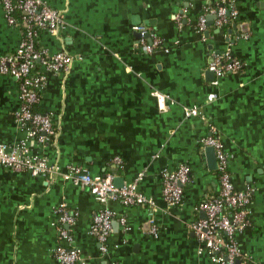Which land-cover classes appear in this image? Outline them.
I'll list each match as a JSON object with an SVG mask.
<instances>
[{
    "label": "crops",
    "instance_id": "obj_1",
    "mask_svg": "<svg viewBox=\"0 0 264 264\" xmlns=\"http://www.w3.org/2000/svg\"><path fill=\"white\" fill-rule=\"evenodd\" d=\"M43 1L60 12L65 28L57 35L42 32L39 46L47 56L65 52L74 58L66 74L39 68L46 79L35 108L50 116L56 137L41 144L14 121L18 84L0 75V144L23 143L62 173L78 166L123 184L142 173L138 191L153 209L108 201L113 223L103 256L89 230L91 216L102 207L86 189L61 175L1 169L0 264H57L60 206L75 217L65 229L69 247L79 251L78 264H216L198 253L190 230L204 217L198 203L217 191L200 145L211 127L228 156L234 189L252 192L249 224L236 242L250 264H264V0H234L235 20L226 31L207 29V37L196 24L214 0ZM213 23L208 16V28ZM137 25L153 31L168 52L143 53L133 35ZM20 38L0 4V55L14 52ZM224 52L242 61L243 69L212 87L205 73L212 54ZM154 92L167 97L163 108ZM212 92L217 97L207 102ZM191 106L199 107L202 118L184 117L183 107ZM182 165L189 168L183 201L168 207L161 174Z\"/></svg>",
    "mask_w": 264,
    "mask_h": 264
},
{
    "label": "built area",
    "instance_id": "obj_2",
    "mask_svg": "<svg viewBox=\"0 0 264 264\" xmlns=\"http://www.w3.org/2000/svg\"><path fill=\"white\" fill-rule=\"evenodd\" d=\"M5 20L9 25L21 31V38L16 50L10 54L0 55V75L13 78L18 84L19 107L14 112V121L29 132V137L41 144H49L55 140L56 130L49 115L34 111L39 101V91L45 84V75L39 71L59 74L68 73L74 58L65 52H57L47 56L39 44L42 32L57 35L65 28L62 15L50 8L43 0H0ZM212 5L204 7L199 15L196 31L201 36L207 31V17H214V26L221 29L229 25L236 18L234 0H214ZM180 21V17H176ZM139 34L137 46L145 54H153L162 49L161 41L144 25L133 27ZM81 60V57H77ZM212 61L208 70L214 75L212 87H217L221 78L227 74H235L243 69V62L231 56L230 53L212 54ZM158 104L163 108L167 98L154 92ZM215 93L207 96V102L216 99ZM171 103V102H170ZM185 118L201 117L197 106L183 107ZM210 133L201 139L204 147H213L217 160L216 195L201 200L196 209L204 214L203 218L190 224L195 239L198 242V253H207L216 264H250L251 260L241 253L236 242L240 234L249 224L248 205L251 202L252 192L236 191L233 187L228 171V156L217 138V131L210 128ZM26 173L33 177L48 178L52 175H61L64 180L74 186L86 189L102 209L95 212L90 219L89 230L99 244V251L103 256L109 253V237L112 231L113 214L107 209L108 201H118L126 206L139 205L153 209L152 202L138 191V184L142 173L135 179L118 188L111 176H92L85 168L69 166L62 173L56 165L49 164L44 158L32 154L23 143L0 144V170ZM189 182V168L185 165L172 172L161 174V198L166 206L177 207L182 204L184 187ZM59 226L58 239L60 244L53 251L57 264H78L79 251L69 247L71 238L65 229L66 225L74 222V214L67 208H57ZM121 226L125 220L119 219ZM151 233L155 234L154 228ZM67 244V246L65 245ZM113 248H117L116 245Z\"/></svg>",
    "mask_w": 264,
    "mask_h": 264
},
{
    "label": "water",
    "instance_id": "obj_3",
    "mask_svg": "<svg viewBox=\"0 0 264 264\" xmlns=\"http://www.w3.org/2000/svg\"><path fill=\"white\" fill-rule=\"evenodd\" d=\"M208 25H209V22H208ZM151 33H153V31ZM133 35L135 36L136 40H138L139 34L134 32ZM204 35H205V37H207L208 36V32L206 31L204 33ZM211 61H212V59H210V63H211ZM205 77H206V81H208V82H212L213 79H214V75H213V73L211 71H206ZM205 154H206L207 164H208L209 170L212 171V172H216V170H217V160H216V157H215L214 148L213 147H206L205 148ZM113 183H114V185L116 187L120 188L123 185V179L114 178Z\"/></svg>",
    "mask_w": 264,
    "mask_h": 264
},
{
    "label": "trees",
    "instance_id": "obj_4",
    "mask_svg": "<svg viewBox=\"0 0 264 264\" xmlns=\"http://www.w3.org/2000/svg\"><path fill=\"white\" fill-rule=\"evenodd\" d=\"M200 14H201V13H200ZM229 25H230V24H229ZM229 25L223 26L221 29H222V30H225ZM214 29H216V27H215L214 25H213V27L208 28V30H210V32H213ZM225 31H226V30H225ZM225 31H224V32H225ZM34 111L39 112V110H37V108H35V107H34ZM55 130H56V129H55ZM200 145L203 146L202 143H200ZM216 174H217V173L215 172V175H216ZM216 193H217V191H216ZM215 195H216V194H215ZM183 197H184V196H183Z\"/></svg>",
    "mask_w": 264,
    "mask_h": 264
}]
</instances>
